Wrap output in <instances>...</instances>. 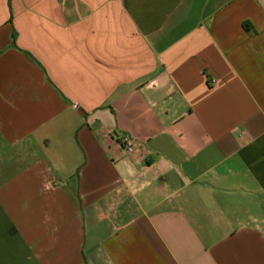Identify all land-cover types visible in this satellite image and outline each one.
Segmentation results:
<instances>
[{
  "label": "crops",
  "instance_id": "0c3cea01",
  "mask_svg": "<svg viewBox=\"0 0 264 264\" xmlns=\"http://www.w3.org/2000/svg\"><path fill=\"white\" fill-rule=\"evenodd\" d=\"M0 264H264V0H0Z\"/></svg>",
  "mask_w": 264,
  "mask_h": 264
},
{
  "label": "built area",
  "instance_id": "2783aa9c",
  "mask_svg": "<svg viewBox=\"0 0 264 264\" xmlns=\"http://www.w3.org/2000/svg\"><path fill=\"white\" fill-rule=\"evenodd\" d=\"M118 141L127 153H133L136 150V142L133 137L127 133L118 135Z\"/></svg>",
  "mask_w": 264,
  "mask_h": 264
}]
</instances>
